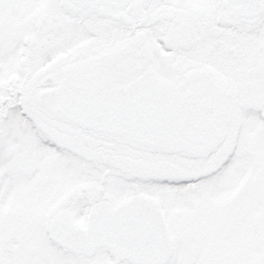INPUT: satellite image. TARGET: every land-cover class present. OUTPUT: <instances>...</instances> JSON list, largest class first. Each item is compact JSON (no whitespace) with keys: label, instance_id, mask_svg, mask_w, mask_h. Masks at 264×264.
<instances>
[{"label":"snow or ice","instance_id":"obj_1","mask_svg":"<svg viewBox=\"0 0 264 264\" xmlns=\"http://www.w3.org/2000/svg\"><path fill=\"white\" fill-rule=\"evenodd\" d=\"M0 264H264V0H0Z\"/></svg>","mask_w":264,"mask_h":264}]
</instances>
